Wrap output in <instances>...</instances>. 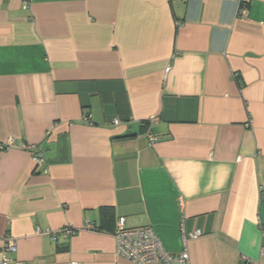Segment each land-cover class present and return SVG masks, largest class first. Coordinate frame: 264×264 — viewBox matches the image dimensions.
Segmentation results:
<instances>
[{
	"label": "crops",
	"instance_id": "obj_1",
	"mask_svg": "<svg viewBox=\"0 0 264 264\" xmlns=\"http://www.w3.org/2000/svg\"><path fill=\"white\" fill-rule=\"evenodd\" d=\"M8 140L0 261L10 237L20 264H135L124 220L191 264H264V0H0Z\"/></svg>",
	"mask_w": 264,
	"mask_h": 264
},
{
	"label": "built area",
	"instance_id": "obj_2",
	"mask_svg": "<svg viewBox=\"0 0 264 264\" xmlns=\"http://www.w3.org/2000/svg\"><path fill=\"white\" fill-rule=\"evenodd\" d=\"M246 10V9H244ZM170 71V67L166 72ZM118 124V121H116ZM150 144L153 145L158 142V138L149 134ZM13 145L12 140H8L5 144H0V150H4ZM33 154L34 162L40 166L44 160L42 152L37 151L34 147L27 148ZM88 229H92V226H88ZM74 234L71 228L61 230L52 235L53 239H68ZM201 236V232L197 231L189 235V238L195 239ZM117 241V253L126 260H129L135 264H191L190 254L187 248L188 237L184 235V250L179 254H171L163 247L162 242L154 233L151 227H145L140 229H128L125 226L124 220H121L117 224V230L115 233ZM18 246L15 240L10 237L4 239V247L2 249L0 264H20L15 262L10 254L16 253ZM73 264H77L74 262Z\"/></svg>",
	"mask_w": 264,
	"mask_h": 264
},
{
	"label": "trees",
	"instance_id": "obj_3",
	"mask_svg": "<svg viewBox=\"0 0 264 264\" xmlns=\"http://www.w3.org/2000/svg\"><path fill=\"white\" fill-rule=\"evenodd\" d=\"M243 6H245L246 8H248V4H247V2H245V3L243 4ZM144 125L147 126V124H144ZM103 214H104V216H107V211L104 210V211H103ZM73 232H74V234H72L70 237H72V236H74V235L76 234V231H75V230H73Z\"/></svg>",
	"mask_w": 264,
	"mask_h": 264
}]
</instances>
